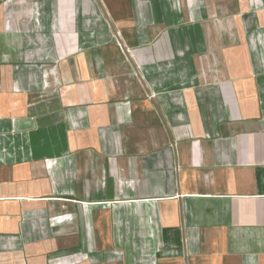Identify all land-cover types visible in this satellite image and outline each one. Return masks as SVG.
Here are the masks:
<instances>
[{
	"label": "crops",
	"instance_id": "0c3cea01",
	"mask_svg": "<svg viewBox=\"0 0 264 264\" xmlns=\"http://www.w3.org/2000/svg\"><path fill=\"white\" fill-rule=\"evenodd\" d=\"M0 264H264V0H0Z\"/></svg>",
	"mask_w": 264,
	"mask_h": 264
}]
</instances>
